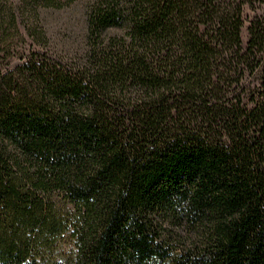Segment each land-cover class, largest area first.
<instances>
[{
	"label": "trees",
	"instance_id": "16d2710c",
	"mask_svg": "<svg viewBox=\"0 0 264 264\" xmlns=\"http://www.w3.org/2000/svg\"><path fill=\"white\" fill-rule=\"evenodd\" d=\"M0 264H264V0H0Z\"/></svg>",
	"mask_w": 264,
	"mask_h": 264
},
{
	"label": "rangeland",
	"instance_id": "374dc122",
	"mask_svg": "<svg viewBox=\"0 0 264 264\" xmlns=\"http://www.w3.org/2000/svg\"><path fill=\"white\" fill-rule=\"evenodd\" d=\"M53 16H54V17L56 16V17H55L56 19L59 18V15H53ZM244 36H245V34H244Z\"/></svg>",
	"mask_w": 264,
	"mask_h": 264
}]
</instances>
